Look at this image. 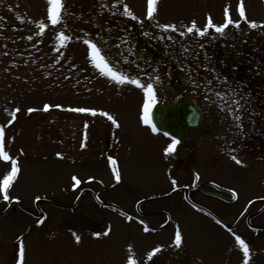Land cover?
I'll use <instances>...</instances> for the list:
<instances>
[{
  "label": "rangeland",
  "instance_id": "1",
  "mask_svg": "<svg viewBox=\"0 0 264 264\" xmlns=\"http://www.w3.org/2000/svg\"><path fill=\"white\" fill-rule=\"evenodd\" d=\"M125 4L135 19L123 15ZM63 7L68 14L51 25L47 0H0V128L4 150L20 169L9 200L0 196V264H15L21 246V264H127L129 256L135 264H243L234 235L249 240V264H264V231L249 230L243 221L224 229L179 195L156 199L169 188V157L182 159L191 151L195 184L214 182L237 193L234 203L193 193V202L215 219L230 227L249 201L264 200V90H258L264 85V0H157L152 18L146 0H64ZM226 8L234 23L223 33L185 31L193 22L202 29L209 18L223 23ZM86 39L117 71L154 83V104H171L181 95L196 101L203 121L187 148L176 145L164 154L171 141L140 121L142 90L102 76L87 56ZM78 107L97 114L69 110ZM106 155L117 159V186ZM10 167L0 161V178ZM73 175L81 180L79 189H123L106 192L105 200L126 212L162 214L128 219L97 207L88 195L74 207L80 192L72 188ZM165 218L170 223L161 226ZM251 223L264 227V211ZM177 229L180 247L173 244ZM106 230L108 236L92 235ZM153 248L159 251L149 257Z\"/></svg>",
  "mask_w": 264,
  "mask_h": 264
},
{
  "label": "snow or ice",
  "instance_id": "2",
  "mask_svg": "<svg viewBox=\"0 0 264 264\" xmlns=\"http://www.w3.org/2000/svg\"><path fill=\"white\" fill-rule=\"evenodd\" d=\"M156 4L157 0H146V16L147 18H152L154 12L156 11ZM64 5V0H47V21L50 22L51 25H57L61 19L62 15H67L66 9L63 7ZM237 12L239 14V17L243 20L246 19L245 16V9L242 5V3L238 4L237 6ZM123 15L127 17H132L135 19V16L133 13L129 10L128 6L125 4L123 5ZM234 22L230 18V14L228 9L226 8L224 10V21L223 23L217 25L212 22V20L209 18L204 25V27L197 28L195 23L193 22L185 31L188 33H192L195 31V34L197 36H203L205 33L209 30L212 29L215 33L221 34L224 32V30L229 26L232 25ZM249 27L252 29H255L257 25L255 22H248ZM159 28L161 29H172L175 31V28L173 25L169 24H160L158 25ZM39 28L41 30L44 29V24H39ZM181 36L184 35V32L180 33ZM59 39L64 40L67 39L66 35L61 34L59 36ZM83 43L87 46V56L89 60L92 62L93 66L99 70L100 74L102 76L108 77L110 80L114 81L116 84L124 85V84H129L133 85L138 89L142 90L143 93V104H142V109H141V114H140V121L147 125L153 133H156L158 131L157 127L152 123V106L156 102V97L154 93V83L144 81L142 82L141 79L137 78V76L133 75H127L122 72L117 71L113 67L110 66L109 62L105 59L104 56L101 55V50L97 46V44L93 43L91 40H84ZM151 79L157 80L158 78L153 76ZM218 96H220L223 99V95L221 93H217ZM234 104L237 106V110L239 109V103L238 101H233ZM55 107L59 108L61 107L60 105H56ZM50 108V105L45 103L43 105V110L48 111ZM70 111L78 112V113H86L90 112L92 115L97 114V110L94 109H89L85 107H78V108H71L69 109ZM18 111V109H15L12 111V116L15 118V113ZM35 111V109L28 108L27 112L31 113ZM229 114L230 115H235L233 112L232 108H229ZM99 115L101 116H106L107 120L111 122L112 126L114 127H119L118 121L110 114L104 111H99ZM237 120L240 119L239 116L235 117ZM9 124L12 123V120L10 119L8 121ZM239 127V124L237 125ZM165 136H167V133H164ZM3 136H4V129L0 128V161H5V162H10V170L6 171V174L2 175V178H0V196H2L4 201L9 200V195H8V190L10 189L11 185L13 182L18 178V173L20 171L18 167V162L16 159H12L8 152L4 150L3 147ZM177 145V141L173 138L170 143L167 144V146L163 149V152L165 155L173 152L175 149V146ZM85 147V143L82 140L81 141V148ZM57 157H61L60 153H56ZM232 160L235 161L236 164H241V160H239L236 156L231 157ZM107 162L108 165L111 168L112 175L116 181L120 180V174L117 170V160L114 159L112 156L107 157ZM92 178L89 177V180ZM71 180L73 181L72 183V188L73 190L77 189V187L81 184V180L78 179L75 175L71 177ZM172 185L175 187L176 181L175 179L171 180ZM229 192L231 193L232 199L237 198V193L233 191L232 189H229ZM36 200H39L40 197H36ZM98 199V198H97ZM251 203V201H249ZM121 215L123 216L124 213L121 212ZM128 219H131V217H128ZM43 220H37V224L42 223ZM217 224H221V221L219 219L216 220ZM144 231H148V228H145ZM71 235L73 236L74 240L76 243H79L81 240V237L77 235L75 232H72ZM94 237H99L101 235L103 236H108L109 231L106 230L103 233L100 232H95L92 234ZM234 240H235V245L238 246L240 252L242 253V258H243V264H249V257H250V251H249V246L248 244L245 243L243 239L239 235H234ZM173 244L176 247H180L182 244V235L181 231L177 229L174 233V239H173ZM159 248H153L152 251L148 253L149 257H152L153 253L158 252ZM24 255V248L21 246L20 252L18 254V258L15 261V264H21L22 258ZM127 264H135V261L129 256L127 260Z\"/></svg>",
  "mask_w": 264,
  "mask_h": 264
},
{
  "label": "flooded vegetation",
  "instance_id": "3",
  "mask_svg": "<svg viewBox=\"0 0 264 264\" xmlns=\"http://www.w3.org/2000/svg\"><path fill=\"white\" fill-rule=\"evenodd\" d=\"M181 96H184V95H181ZM200 128H201V125L195 130H188L187 131L188 139L183 144H180L177 142V145L180 146L181 149L187 148L186 146L191 141L190 139H191L192 131L197 132ZM153 134H155V136H158L161 138H166V139L171 141L170 138H168L167 136L162 134L160 131H157L156 133H153ZM118 136H119V133L117 132L115 134L114 138L118 139ZM108 156H111V155L105 156L106 166H109L108 162H107ZM112 157L114 159H116L115 156H112ZM175 159H176L175 156L169 157V162H168L169 172H168V185H167V186H169V188H167V189L164 188V189L160 190L159 192H166V193L163 194L162 196H158L156 199L166 200V199H169L173 196L179 195V196H181L182 200L185 203H187L190 207H192L193 209H196L198 211L206 213L207 215H209L210 217H212L215 220V218L212 215H210L208 212L201 210L202 207L196 205L193 202L192 195L194 192H198V193H201L207 197H210V198H213V199H216V200L223 202L222 198L218 197V196L221 195L225 198L231 197V193L229 192V189L226 187H223L217 183H214V182L203 183L204 184L203 186L200 184H195L196 180H194V178H195V176H198V174L192 173V166H194V165H193V161H192V157H191V151H190V153H189V151H187L184 158H182V159L180 158L177 160H175ZM172 179H175V181H176L175 187L171 183ZM179 181H182V184H180ZM93 183H94V186H99V183H97L96 181H93ZM117 184L118 185L120 184V180L113 183L114 186H117ZM77 189H78V192H80V194L76 197V199L73 203L74 207L77 205V203L79 202V199L82 195H88L90 197V199L92 200V202L97 207L103 208V209H110V210L118 212V213L123 212L124 215L130 216V217H132L135 220H138L140 222L144 218L151 217L150 214H153L152 218H154L155 216H157L159 214H162V212H156L155 214L153 212V213H148L147 215L144 214L143 216H140V214L138 216H136L135 214H132L131 212L129 213V212L124 211L123 208H120L116 204L108 202L105 200V195L107 194L106 192H124L123 189L116 190V191H115V189H106V188H102V189H93V188L79 189V187H77ZM234 202L235 201H233L232 203H234ZM255 204H262V206L256 212L248 213L249 209ZM134 208H135V211H138V209L140 207H139V205H135ZM162 211L164 212V210H162ZM263 211H264V200L263 199L252 200L251 203H248L247 206L244 208V210L239 214L238 218L235 221L234 228L241 221H243L245 223V226L249 230L264 231L263 226H255L251 223V221ZM164 213L167 214L168 212L167 213L164 212ZM168 223H170V220L168 218L167 219L165 218V220L162 222L161 226H163L164 224H168ZM246 244H249V242H247Z\"/></svg>",
  "mask_w": 264,
  "mask_h": 264
},
{
  "label": "water",
  "instance_id": "4",
  "mask_svg": "<svg viewBox=\"0 0 264 264\" xmlns=\"http://www.w3.org/2000/svg\"><path fill=\"white\" fill-rule=\"evenodd\" d=\"M201 121L200 109L196 102L188 97H178L171 105L156 104L152 107V123L159 131L167 133V136L180 144L187 140L186 131L196 129Z\"/></svg>",
  "mask_w": 264,
  "mask_h": 264
},
{
  "label": "trees",
  "instance_id": "5",
  "mask_svg": "<svg viewBox=\"0 0 264 264\" xmlns=\"http://www.w3.org/2000/svg\"><path fill=\"white\" fill-rule=\"evenodd\" d=\"M262 89L264 90V85H260L258 90H262Z\"/></svg>",
  "mask_w": 264,
  "mask_h": 264
}]
</instances>
